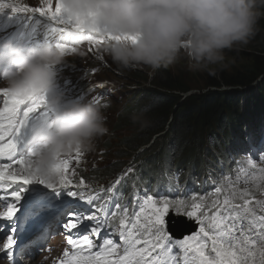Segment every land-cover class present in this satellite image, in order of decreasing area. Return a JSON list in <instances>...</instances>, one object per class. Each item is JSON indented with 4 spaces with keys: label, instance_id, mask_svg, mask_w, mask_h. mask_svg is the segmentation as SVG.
Returning <instances> with one entry per match:
<instances>
[{
    "label": "clouds",
    "instance_id": "1",
    "mask_svg": "<svg viewBox=\"0 0 264 264\" xmlns=\"http://www.w3.org/2000/svg\"><path fill=\"white\" fill-rule=\"evenodd\" d=\"M64 4L73 14L86 18L89 13L93 14L96 21L113 35L129 34L136 39L135 42L106 40L100 47L81 41L75 46L76 52L47 41L29 44L19 39L0 40V89L22 98H46L42 112L47 115L29 123L26 147L20 153L27 157L31 174L56 182L57 166L62 160L77 151L89 152L92 159L88 171L98 179L95 189H100L112 183L119 172H124L128 180H132L133 167L141 164V159L158 163V168L145 172V176L168 168V163L174 167L173 173L179 175L197 167L189 161L192 155L201 159L204 153L215 149L217 152L211 166L219 165L224 154H233V158L222 165L221 174H225L222 186L246 187L258 200L264 199L261 192V185H264V172L261 171L264 169V163H261L264 160V137H259L247 151L238 154L236 140L226 144L227 140L216 133L224 126V117L230 112L236 114L233 119L236 133L242 130L238 127L240 116L245 110L252 112L249 108H227L229 102L243 105L244 101L242 98L221 99V96L228 95L222 94L221 88H247L261 79L260 88L264 91V71L257 75L243 71L256 52L254 45L259 43L258 38L264 36V0H64ZM78 53H81L77 58L79 61L76 59L71 64ZM88 57L94 61L89 63ZM99 59H106L107 63L98 62ZM60 66L74 70L78 82L89 81L88 89L93 86L89 96L95 93L98 85H107L108 89L114 87L118 92L107 96L105 106L87 95L69 99L58 83V70L65 71ZM120 67L127 68L122 75L116 74ZM99 68L100 71L96 72L95 69ZM198 71H205L207 75L203 73V77ZM237 71L241 76L246 74L247 80L234 83L236 78L239 79L233 77ZM192 75L197 79L191 78ZM220 76L226 80L217 82ZM201 79L204 84L200 85ZM142 87L147 88L139 92ZM158 87L166 92L154 94L152 89ZM257 90L251 92L258 93ZM244 93L246 91L236 95ZM118 94L120 96H116ZM257 97L255 95L253 99L257 100ZM214 100L220 101L222 116L206 122L198 112L194 113L197 116L193 115L192 128L183 134L182 139L179 132L184 126L179 120L189 105L193 102L202 108ZM161 104L167 105L166 122L151 134H145L143 130L150 123L146 116ZM132 107H140L138 115L131 111ZM110 124L117 126L113 133L109 132ZM205 130L209 132L210 141L207 143L210 147L201 149ZM171 132L174 134L169 136ZM163 136L172 138L170 145L159 141ZM74 167L79 170L77 160H74ZM227 174L235 177L234 183L229 181ZM182 178L178 177V180L183 187ZM136 194L124 195L117 204L127 206L129 199L131 201ZM154 194L149 195L160 200ZM107 196L97 200L99 206H108ZM161 196L172 197V194L166 190ZM173 198L169 200H175ZM117 204L113 205L112 212ZM127 209L130 208L127 206ZM176 212L175 208H170L166 217V229L173 242L195 232L192 219L186 215L175 216ZM107 221L113 228L118 223V220H112L111 214ZM88 223L94 224L91 220ZM103 227L106 234H115L113 228ZM119 240L115 241L119 243ZM178 250V247H172L171 254Z\"/></svg>",
    "mask_w": 264,
    "mask_h": 264
},
{
    "label": "snow or ice",
    "instance_id": "2",
    "mask_svg": "<svg viewBox=\"0 0 264 264\" xmlns=\"http://www.w3.org/2000/svg\"><path fill=\"white\" fill-rule=\"evenodd\" d=\"M6 5L0 3V9ZM12 11L38 14L52 22L51 32L59 35L57 47L76 52L75 44L87 41L90 46L100 47L106 40H131L136 37L124 34L113 35L102 27L89 13L88 17L71 13L64 0H41L40 6L17 5ZM0 202H4L0 219H12L17 203L21 200L23 186L39 183L52 191L67 189L68 195L92 205L100 199L89 192L85 179H74L71 160H62L58 168L56 182H49L28 171L27 157L17 152L18 137L26 120L32 114L42 113L46 104L45 97L22 98L0 89ZM83 153L77 151L72 157L79 161ZM251 164V161H249ZM255 167V165H252ZM264 172V169L261 170ZM119 183V181H118ZM13 186H16L13 188ZM9 189H12L9 191ZM109 192L112 188L108 189ZM264 194V185H261ZM175 208L198 223L199 230L173 242L166 229V217L169 209ZM138 211L131 215L127 207L116 205L111 213L112 220H118L113 228L111 222H101L95 215L86 219L96 221V226L89 234L79 232L81 216L70 213L64 223L69 233L67 244L72 252L65 251L66 264H168L165 253L171 254L170 245L175 244L187 258L186 264H264V199L257 200L255 193L248 188L217 186L212 197L193 196L191 201L167 199L157 200L149 195L138 205ZM257 209L261 214L257 216ZM97 212L103 211L102 204ZM240 220H249L248 228L239 225ZM113 228L120 237L118 243L112 238H104L97 249L92 238L99 236L101 227ZM74 233V235H73ZM15 244L10 235L4 245L8 255H12ZM174 259V258H173Z\"/></svg>",
    "mask_w": 264,
    "mask_h": 264
},
{
    "label": "trees",
    "instance_id": "3",
    "mask_svg": "<svg viewBox=\"0 0 264 264\" xmlns=\"http://www.w3.org/2000/svg\"><path fill=\"white\" fill-rule=\"evenodd\" d=\"M259 43L257 45H254L255 47V53L252 54L251 59L247 61V63L244 65L243 71H248L249 73H252L253 75H257L259 72L264 71V36L261 38H258ZM246 74L241 76L240 72L237 71L235 76L233 77H239L236 78L234 83H242L246 81L245 78ZM220 80H226L225 77L220 76L218 78L219 82ZM157 91H163L166 92L163 88L158 87L155 89H152V92L155 94ZM199 105V104H198ZM167 105L162 106L158 105L155 107L154 112L150 113L146 118L150 121L149 125L144 128V133L151 134L154 130L159 129L164 125L166 122L167 116H168V110H166ZM140 107H132L131 111L138 115L140 112ZM194 110L195 112H192ZM198 112V116H200L202 119H204L206 122H208L211 119H218L219 116H222L221 111V104L219 100H214L213 102H208L207 104H204L202 108L197 107L193 102L189 105V109H187L186 112H184L182 115L183 117L180 118L179 122L183 124L184 128H181L180 134L182 139H184L183 134L186 133V131H189L192 128V121H195L193 118L194 116H197V114L194 115V113ZM194 115V116H193ZM198 121V120H197ZM196 121V122H197ZM117 125H120V123H117ZM116 124L114 125V128L116 129ZM264 145V144H262ZM262 145L260 147H262ZM259 147V148H260ZM252 159V158H251ZM253 160V159H252ZM193 188H198L199 190H210L212 188H205L202 187L199 183L191 184Z\"/></svg>",
    "mask_w": 264,
    "mask_h": 264
},
{
    "label": "rangeland",
    "instance_id": "4",
    "mask_svg": "<svg viewBox=\"0 0 264 264\" xmlns=\"http://www.w3.org/2000/svg\"><path fill=\"white\" fill-rule=\"evenodd\" d=\"M29 4H36L37 6H40V4H41V0H28L27 2L24 3V5H28V6H29ZM18 5H20V4H18ZM0 10H4V11H7V12L9 11V9L6 8V7L2 8V9H0ZM22 15H23V17H24L26 20H31V21H34V22H36V20H38V14L22 13ZM80 54H81V53H78V54H77V56L75 57V59L71 61V64H74V63H75L76 59L78 58V56H79ZM77 61H79V59H77ZM87 61H88L89 63H92L94 60H93L91 57H88V58H87ZM98 62H105V63H107V60H106V59H99ZM179 64H180V62H177V65H179ZM82 65H84V63H83ZM60 68H62V66H60ZM60 68H59V69H60ZM69 70H70V68H68V67L65 68V71H63V73L61 74V78H64V77L70 75V74L68 73ZM95 70L97 71V69H95ZM198 73H200V75H202L203 77H204L203 73H205V74L207 75V72H205V71H198ZM116 74H118V75H122V71L120 70V71H118ZM107 75H109V74H107ZM123 76L125 77L126 75H123ZM179 76L182 77V78H188L187 75H183V74H179ZM191 78H193V79H197L196 75H192ZM200 81H201L200 85H201V84H204L202 79H201ZM58 83H59V79H58ZM59 86H60V85H59ZM64 86H65V84H62L61 89H63ZM89 98H97V99L99 100L100 103H107V99H108L106 93L94 94V95L89 96ZM115 105H116V104H115ZM115 105H114V107H115ZM108 129L111 131L110 125L108 126ZM111 133H113V132L111 131ZM74 173H75V171H74ZM76 178L78 179L77 174L75 173L74 179H76ZM23 187H24V186H23ZM22 196H27V197H29V196H31V194H30L29 190H25L24 192H22ZM75 203H76V202H75ZM31 210H32L33 212L35 211L34 208H32ZM83 212H85V210H84V211H83V210H82V211H81V210H80V211H79V210H75V211H73L72 213H78V214H81V213H83ZM28 219H38V215H37V214L30 215V216L28 217ZM48 220H49L48 215H43V216L41 217V219H40L41 222H45V221H48ZM44 225H45V224H42V225H40L38 228H39V229H40V228H43ZM39 229H38V230H39ZM38 230H36V231L33 232L32 237H31V239H30L29 242H28V244H30L31 242H32V244H33V248H32L31 246H29V249L27 250V251H29V255H30V256H31L32 253H33V252H32L33 249L36 248L37 250H39V245L43 244V242H41V240H40V238H41L42 236L39 235V234H37ZM57 235H59V234H57ZM115 238H116V237H115ZM116 239H118V238H116ZM58 240H59V242H58ZM60 241H61V238H60V237H56L53 243H54V244H59ZM34 242H37V243L34 244ZM55 242H57V243H55ZM34 246H35V247H34ZM37 250H36V251H37ZM0 262L3 263V260L1 259V257H0ZM34 264H36V262H35Z\"/></svg>",
    "mask_w": 264,
    "mask_h": 264
},
{
    "label": "bare ground",
    "instance_id": "5",
    "mask_svg": "<svg viewBox=\"0 0 264 264\" xmlns=\"http://www.w3.org/2000/svg\"><path fill=\"white\" fill-rule=\"evenodd\" d=\"M46 23V26H47V24L49 23L48 21L47 22H45ZM42 25V24H41ZM45 26V27H46ZM232 50V49H231ZM231 50H228V51H231ZM225 59H226V57H225ZM224 64L225 65H227V63H226V61L224 62ZM98 70V69H97ZM120 70L122 71V74H124V72L127 70V68L125 69V68H121L120 67ZM63 73V70H59V76H58V79H59V85H60V87L62 86V84H65V86H73L74 85V82H73V77L71 76V75H68V76H66V77H64V78H61V74ZM73 89H76L75 87L73 88ZM63 90H64V88H63ZM94 94H100V93H94ZM107 94V93H106ZM106 104V103H105ZM103 106H105L104 104H103ZM114 125L115 124H110V128H111V131L112 132H115V128H114ZM110 130H109V132H111ZM88 155H89V153H88ZM74 156V154L72 155V157ZM72 157H69L68 159H70L71 160V164H70V167H71V169H72V171L74 172L75 171V173H76V169H75V167H74V165H73V163H74V159L72 158ZM82 175H80V174H77V177H78V179L81 177ZM77 178L75 179V180H78ZM24 187H26V186H24ZM28 190H29V192H30V194H31V196H29V197H39L41 194L42 195H44V196H54V194H52L51 192H52V190H49L48 188H46L44 185H41V184H39V183H33V184H31V185H29L28 186ZM37 191H39V192H37ZM55 192V194L57 193V192H59V191H54ZM34 209H35V207H34ZM43 211H40V213H42ZM49 213H47V214H45V215H48ZM48 218H49V220H51V219H56V216H51V217H49L48 216ZM48 220V221H49ZM180 223H182L181 221H179ZM183 224V223H182ZM46 227H48V223H46L44 226H43V228H46ZM39 235H41V234H39ZM42 242V241H41ZM54 242V241H53ZM58 242H59V240H58ZM55 243H57V242H55ZM35 247V246H34ZM35 250H37L36 248H35ZM22 252H27V253H23L22 254ZM27 255V256H30L29 255V251H20L19 252V255ZM63 258V257H62ZM24 263L25 264H34L35 263V261H33V262H31V258H26V260L24 261ZM0 264H4V263H1L0 262ZM8 264V263H7Z\"/></svg>",
    "mask_w": 264,
    "mask_h": 264
}]
</instances>
